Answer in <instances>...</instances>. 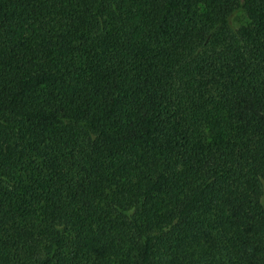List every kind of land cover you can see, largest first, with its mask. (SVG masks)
I'll list each match as a JSON object with an SVG mask.
<instances>
[{
	"label": "trees",
	"instance_id": "trees-1",
	"mask_svg": "<svg viewBox=\"0 0 264 264\" xmlns=\"http://www.w3.org/2000/svg\"><path fill=\"white\" fill-rule=\"evenodd\" d=\"M0 264H264V0H0Z\"/></svg>",
	"mask_w": 264,
	"mask_h": 264
},
{
	"label": "rangeland",
	"instance_id": "rangeland-1",
	"mask_svg": "<svg viewBox=\"0 0 264 264\" xmlns=\"http://www.w3.org/2000/svg\"><path fill=\"white\" fill-rule=\"evenodd\" d=\"M248 22V17L245 13L241 12L239 13L235 19H234V23L237 25V26H240V25H243L245 23Z\"/></svg>",
	"mask_w": 264,
	"mask_h": 264
}]
</instances>
